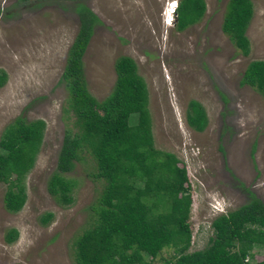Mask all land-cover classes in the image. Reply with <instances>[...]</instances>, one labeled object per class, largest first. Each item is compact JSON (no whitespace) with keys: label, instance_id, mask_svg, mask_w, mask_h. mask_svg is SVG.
Listing matches in <instances>:
<instances>
[{"label":"rangeland","instance_id":"374dc122","mask_svg":"<svg viewBox=\"0 0 264 264\" xmlns=\"http://www.w3.org/2000/svg\"><path fill=\"white\" fill-rule=\"evenodd\" d=\"M77 1V0H76ZM100 19L83 54L89 92L106 97L115 81L114 61L128 55L148 90L154 146L174 153L185 166L192 197L188 251L208 245L212 220L245 204L251 191L264 205V99L241 77L251 60H264V0L253 1L246 30L250 50L243 55L222 31L228 0H205L195 24L179 31L178 0H78ZM73 0H0V134L14 118L45 121L43 142L28 172L26 200L17 212L3 204L0 182V264H76L74 240L95 218L93 204L102 181L84 151L68 173L76 185L73 202L59 205L47 191L65 129L68 92L60 81L67 50L79 27ZM202 104L207 126L190 128V100ZM136 114L129 124L134 125ZM53 214L47 224L40 217ZM17 230L12 242L10 229ZM250 263L264 258L255 247ZM174 248L165 247L152 264H166Z\"/></svg>","mask_w":264,"mask_h":264},{"label":"trees","instance_id":"16d2710c","mask_svg":"<svg viewBox=\"0 0 264 264\" xmlns=\"http://www.w3.org/2000/svg\"><path fill=\"white\" fill-rule=\"evenodd\" d=\"M73 1L79 27L60 76L73 125L63 133L46 187L59 205H70L76 183L68 173L84 151L92 155V176L102 181V187L93 204V222L74 240L75 263L152 264L163 248L172 247L174 255L166 264H264V258L248 261L255 247L264 249V205L248 189L245 204L212 220L208 245L188 251L192 197L187 170L174 153L154 146L147 85L132 57L115 59V81L106 97L98 100L89 92L83 54L100 19L84 3ZM205 10V0H178L176 28L181 31L197 23ZM252 16V0H228L221 29L243 55L250 50L246 30ZM6 77L0 70V86ZM241 83L264 99V60H251ZM132 114H136L134 125L129 124ZM185 120L196 131L205 129L208 120L200 102H188ZM44 130V120L18 116L0 134V182L6 184L3 204L8 212L19 211L25 203V178L35 164ZM52 217L46 212L40 221L47 224ZM16 237L12 228L6 241Z\"/></svg>","mask_w":264,"mask_h":264},{"label":"clouds","instance_id":"9594fccd","mask_svg":"<svg viewBox=\"0 0 264 264\" xmlns=\"http://www.w3.org/2000/svg\"><path fill=\"white\" fill-rule=\"evenodd\" d=\"M176 4H177V3H175V5L173 6V7H174V9L176 8Z\"/></svg>","mask_w":264,"mask_h":264}]
</instances>
